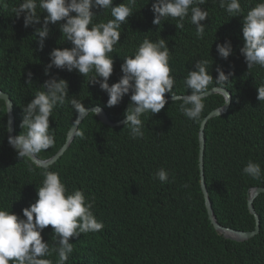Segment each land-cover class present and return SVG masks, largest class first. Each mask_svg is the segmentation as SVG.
Instances as JSON below:
<instances>
[{"label": "trees", "instance_id": "1", "mask_svg": "<svg viewBox=\"0 0 264 264\" xmlns=\"http://www.w3.org/2000/svg\"><path fill=\"white\" fill-rule=\"evenodd\" d=\"M21 2H0V89L8 92L14 101L16 136L23 131L22 107L51 76L68 81L69 98L75 96L86 108L103 106L113 121L124 119L131 93L109 108L107 93L98 84L88 83V77L80 75L78 70L53 68L51 76L45 75L52 49L72 45L62 38L58 24L50 25V35L40 51L35 28H25L23 16L17 18L12 11ZM124 2L114 0L115 5ZM154 2L136 0L128 23L121 25L120 44L111 53L114 71L108 82L110 85L118 82L122 58L133 55L146 36L152 41L160 37L168 41L170 75L175 77L173 92L177 96L191 94L184 79L189 70H194L198 59L210 61L208 71L213 79L218 76L217 66L225 74L234 73L225 85L233 94L228 112L210 120L206 127L205 177L218 221L240 230L253 229L255 218L248 207L249 189L264 186V102L257 99V87L264 84V67L257 65L249 70L240 53L244 43L243 16L231 17L220 7L219 0L215 3L208 0L201 6L209 17L202 22L206 28L204 38L200 39L188 18L183 29H178L176 20L171 18L154 25L151 10ZM257 2L240 0L242 15ZM111 18L109 10L95 22H107ZM41 26L42 23L36 25ZM225 40H230L233 47L227 60L216 50V45ZM29 72L33 74L32 85L27 83ZM213 86L214 82L209 90ZM165 96L171 97V93ZM180 103L169 100L159 113L142 116V139H132L125 124L107 125L90 113L78 128L83 138L76 135L55 164L39 167L27 158L19 159L8 144L7 104L0 99V208H12L24 218L23 209L38 198L37 186L42 183V173L47 168L60 174L70 192L80 189L87 199H94V215L103 223L97 232L70 239L73 252L66 264H264V194L256 200L262 224L259 235L248 241H234L216 230L209 219L201 186V123L186 118L179 111ZM204 104L202 120L223 105V97L210 95ZM77 116L67 103L54 109L50 126L55 129V144L39 153V158L49 159L64 146ZM249 160L260 164V178L253 179L243 173ZM160 168L169 173L167 183L153 179ZM42 236L50 248L56 245L51 226ZM45 258L56 264L55 253Z\"/></svg>", "mask_w": 264, "mask_h": 264}, {"label": "clouds", "instance_id": "2", "mask_svg": "<svg viewBox=\"0 0 264 264\" xmlns=\"http://www.w3.org/2000/svg\"><path fill=\"white\" fill-rule=\"evenodd\" d=\"M207 2L208 0H155L151 7L154 14L152 23L161 25L162 20L166 21L171 18L176 20L175 25L178 29H183V22L185 18H188L190 23L195 25L197 37L203 39L206 25L202 22L209 17V14L201 6ZM215 2L216 0H213V3ZM135 4L136 0H126L119 5H115L114 0H22L18 7H14L12 11L17 18L23 16L25 28L29 26L35 28L34 37H38L40 51L44 50L45 40L50 35V25L58 24L62 38L71 43L72 47L70 48L52 49L49 53L50 62L45 67L46 76H51L53 68L68 72L78 70L80 75L88 77V83L98 84L100 89L107 93L109 98L106 106L109 108L118 105L126 94L131 93V103L122 120L126 125L125 128L129 129L132 139L144 137V124L141 117L149 112L152 115L159 113L168 103V98L173 101L180 100L179 111L189 120L201 123V125L206 116L222 106L217 110V115L220 116L223 106L228 105L231 100L228 93L230 90L226 91L225 85L234 73L225 74L222 68L217 66L218 76L213 79L208 71L210 61L198 59L195 61L194 70H189L184 79V84L187 89H191V94L177 96L173 92L175 77L170 75L172 72L169 65L170 48L168 41L161 37L152 41L146 36L133 55H126L122 58L123 63L120 66L122 75L118 82L109 84L108 81L114 71V56L111 53L114 51V46L120 44L121 25L128 23V18L133 14L132 6ZM219 4L231 17L243 16L244 43L240 48V53L243 55L248 69L251 70L257 65L264 67V0H258L254 6L249 8L246 15H242L243 9L240 0H219ZM94 9L103 10V12L98 14ZM109 10L111 19H108L107 22H95L99 16L106 14ZM41 14H45L43 21H41ZM41 23V27H36ZM216 50L222 59L227 60L233 52L231 41L225 40L223 43L217 44ZM32 76L33 74L29 72L28 85H32ZM213 82L214 86L211 90H215L216 93L213 94H220L223 97V105L213 109L202 120L205 108L204 100L208 97L206 94L209 93V86L213 85ZM38 89L40 90L35 92L33 99L22 107L23 116L20 124L23 129L22 133L16 136L15 132V136H8V144L16 151L19 159L27 158L36 163L38 154L55 144V129L50 126V117L53 116V111L58 105L70 104L78 117L89 113V109L84 106L82 101L75 96L69 98V84L65 79L51 76ZM257 89V99L264 102V84L258 86ZM166 93H171V97L166 98ZM6 104L7 113H10L12 103L8 101ZM101 111L102 109L99 107L91 110L95 115H99ZM14 117L16 131L15 107ZM79 122L80 119L77 118L76 123ZM7 131L9 133L12 131L11 120L8 122ZM75 135L83 138L84 134L77 130ZM243 173L253 179H258L262 175V169L259 163L249 160L243 168ZM42 175V183L37 186L38 198L30 207L23 209L24 218L15 214L12 208L11 210L0 208V264H52V261L45 257L51 256L53 253L57 256L56 264H66L69 255L73 252L71 238H79L81 234L97 232L103 228V223L98 222L93 212L94 199H87L85 193L80 189L70 192L58 172L45 168ZM153 179L167 183L169 173L164 168H160L153 174ZM256 187L264 186H255L249 189L248 207L249 197ZM207 190L209 193L208 186ZM262 194L264 193L258 194L253 199L254 209L260 218L256 200ZM249 211L255 218V226L250 230H241L244 232L255 230L257 225L255 213L250 210V207ZM48 226L52 227L53 240L56 241V245L51 248L50 243L45 242L42 236V232ZM260 232L251 239L259 235Z\"/></svg>", "mask_w": 264, "mask_h": 264}, {"label": "water", "instance_id": "3", "mask_svg": "<svg viewBox=\"0 0 264 264\" xmlns=\"http://www.w3.org/2000/svg\"><path fill=\"white\" fill-rule=\"evenodd\" d=\"M226 91H228V90L226 89ZM213 93H216L215 90H213V91L209 90V93H207L206 95L209 96L210 94H213ZM228 93L231 96V100H230V103L228 105L223 106V111H222L221 115L228 111V109H229V107H230V105L232 103V93L230 91H228ZM0 99H4L6 101V103H8V101H10L12 103L11 112L8 113V122H9V120L12 121V131L10 133L8 132V135L15 136L14 102H13L12 98L10 97L9 93H7V92H5L3 90H0ZM167 100L169 101V100H172V99L168 98ZM97 107L102 109L100 114L96 115L101 122H103V123H105L107 125H111V126H119V125H123L124 124L123 123L124 120L117 121V122H114L113 120H111V118L109 117L107 111L102 106L96 105V106L88 107L87 109H89V113L87 115H85L83 117H78L77 116V118L80 119V122L77 124L76 123L77 118H76L75 123L73 124V126L69 130V133H68V136H67V141L64 144V146L54 156H52L51 158H49L47 160H41V159H39L37 157V160H38L37 163L34 162V161L33 162L36 165H38L39 167H47V166L53 164L55 161H57L58 158H60L65 153V151L70 147L71 143L74 141L75 136H76L75 132L78 130L80 124L84 121V119L90 113H94V112H91V110L94 109V108H97ZM221 107H219V108H221ZM219 108L213 110L208 116H206V118L203 120V123L201 125V129H200L201 184H202V189H203V192H204V195H205V199H206V206H207L208 215H209V218H210L211 222L213 223L214 227L216 228V230L218 232L224 234L227 238H229L231 240L243 241L245 239H251V237H253L254 235L258 234L260 232V230H261V227H260L261 218L256 213V211L254 209L253 199L258 194L264 193V187H256V188H254L252 190V192H251L252 193L251 196L249 197V207H250V210L253 213H255L254 215H255L256 221H257V225H256L255 230L249 231V232H244V231H241V230H235L233 228L224 226L220 222H218L216 214H215V211H214V208H213V205H212V202H211V199L209 197V193H208L207 185H206V180H205V150H206L205 128H206V125H207L208 121L211 118L219 116V115H217V110Z\"/></svg>", "mask_w": 264, "mask_h": 264}]
</instances>
